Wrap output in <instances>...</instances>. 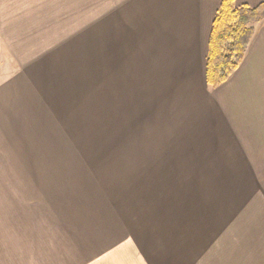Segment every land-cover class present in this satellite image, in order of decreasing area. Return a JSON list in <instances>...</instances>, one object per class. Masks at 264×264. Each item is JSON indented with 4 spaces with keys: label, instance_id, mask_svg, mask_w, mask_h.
Here are the masks:
<instances>
[{
    "label": "crops",
    "instance_id": "crops-1",
    "mask_svg": "<svg viewBox=\"0 0 264 264\" xmlns=\"http://www.w3.org/2000/svg\"><path fill=\"white\" fill-rule=\"evenodd\" d=\"M220 4L126 0L111 17H97V71L106 66L112 88L134 85L141 71L149 96L177 103L179 150L208 160L182 164L240 167L237 180L256 183L239 191L236 205L205 204L201 222L196 213L193 264H264V20L238 69L212 88L206 62ZM86 60V17H56L55 0H0V264H88L86 231L70 239L71 199L82 197L71 183L85 171V153L65 136L73 86L82 123ZM107 258L120 262L116 252Z\"/></svg>",
    "mask_w": 264,
    "mask_h": 264
},
{
    "label": "rangeland",
    "instance_id": "rangeland-1",
    "mask_svg": "<svg viewBox=\"0 0 264 264\" xmlns=\"http://www.w3.org/2000/svg\"><path fill=\"white\" fill-rule=\"evenodd\" d=\"M125 1L55 0L56 17L87 18L82 123L75 116L80 93L74 86L69 95L71 117L66 118L70 133L65 136L81 143L86 159V165L82 159L85 171L80 181L71 183L82 197L71 199L70 239H75L79 229L82 235L86 231L88 264H99L101 257L104 264H115L107 258L113 252L119 254V264H144L143 255L149 264H193L196 213L201 222L205 204L215 208L228 200L236 205L242 200L239 191L256 183L237 180L240 167L182 164L208 160L187 159L188 152L179 150L174 134L179 128L177 103L149 96L141 71L135 73L134 85L114 88L106 84L110 73L105 65L99 75L97 17H111L113 9L118 10ZM189 119V111L182 110L184 126ZM75 173L73 167V177ZM197 246L200 254L201 245ZM179 248L183 257L178 256Z\"/></svg>",
    "mask_w": 264,
    "mask_h": 264
},
{
    "label": "trees",
    "instance_id": "trees-1",
    "mask_svg": "<svg viewBox=\"0 0 264 264\" xmlns=\"http://www.w3.org/2000/svg\"><path fill=\"white\" fill-rule=\"evenodd\" d=\"M263 20L264 1L251 6L221 0L209 38L206 81L210 87L221 86L238 69L255 35V26Z\"/></svg>",
    "mask_w": 264,
    "mask_h": 264
}]
</instances>
